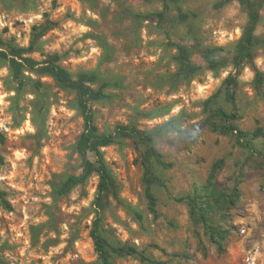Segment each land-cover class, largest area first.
<instances>
[{"label": "rangeland", "instance_id": "1", "mask_svg": "<svg viewBox=\"0 0 264 264\" xmlns=\"http://www.w3.org/2000/svg\"><path fill=\"white\" fill-rule=\"evenodd\" d=\"M216 1L178 0L171 15L178 5L196 17L160 27L131 13L159 10L162 0H0V51L9 57L8 43L27 46L32 26L46 14L55 26L25 55L40 61L58 53L72 74H97L105 85L90 103L98 132L130 125L150 136L118 137L101 147L114 185L99 225L110 245L133 247L161 264H247L256 249L257 264H264V79L257 88L248 65L238 76L237 124L248 146L211 130L216 106L232 110L219 91L247 18L237 0L221 7ZM254 34V65L264 73V2ZM171 42L186 44L202 65L192 78L175 76ZM196 43L220 46L225 65L207 69ZM256 129L262 133L253 136ZM82 130L73 90L37 70L23 69L16 79L0 54V191L12 207L0 204V257L7 263L102 264L89 234L98 176L56 193L67 175L81 171L76 143ZM150 147L163 163L146 155ZM87 158L94 160L91 152ZM144 162L161 179L151 185L156 216L144 196ZM234 187L238 195L231 197ZM188 196L200 211L191 209ZM111 260L150 264L135 255L111 253Z\"/></svg>", "mask_w": 264, "mask_h": 264}, {"label": "trees", "instance_id": "2", "mask_svg": "<svg viewBox=\"0 0 264 264\" xmlns=\"http://www.w3.org/2000/svg\"><path fill=\"white\" fill-rule=\"evenodd\" d=\"M230 0H217L216 7H221ZM240 6L246 12V23L242 29L241 35L236 43L235 53L231 60L233 69L225 76L222 81V88L219 91L222 93L224 99L230 104L232 110L227 111L225 108L216 106L213 109L215 119L209 123L211 130L227 134L232 133L235 136L237 143L242 146L249 145V139L246 133L241 130L237 124L239 114L237 110V88L238 76L245 65H248L254 70V82L257 88L262 84L264 73L259 71L254 65L253 47L256 43V36L254 31L260 20V9L264 0H237ZM178 0H162L161 9L149 12H132V18L137 21L153 20L158 26L162 27L165 22L172 20L177 24L187 23L191 18L196 17L193 11L183 10L178 5L175 13L171 15L172 5L176 6ZM44 21L39 25L32 26L31 38L27 46H16L8 43L9 57L5 52L0 51V54L7 58L8 65L12 74L17 79L21 70H37L40 73L47 74L61 87L68 88L74 91L76 103L83 116V130L79 135L76 143V150L83 159L81 171L76 174L67 175L56 189L58 195L67 194L72 188L78 184H82L86 179L95 173L98 176L96 194L93 203L96 205L95 219L90 229V237L93 242L94 250L98 259L102 264H113L111 260V253L117 255H135L140 260L147 261L150 264H161L160 261L154 260L144 255L141 251L129 246H112L107 242V239L101 232L99 221L101 217V209L103 207V200L108 189L114 185V176L105 162L103 151L101 147L107 146L114 142L118 137H130L134 140H149L150 136L135 126L130 125H116L110 132H98L93 124V113L91 110V101L99 99L104 94V84L98 83L97 74L94 71H82L72 74L66 67L59 62L60 55L53 53L47 55L44 59L37 61L30 56L25 55L36 49L35 45L39 38L49 29L55 26V22L51 21L44 15ZM195 39L199 38L197 32L194 34ZM176 49L174 60L176 63L175 76L178 78H192L201 70L202 65L192 60L191 50L186 44L171 42ZM196 50L203 59L205 67L213 72H216L225 65L223 57L219 56L221 51L220 46L203 45L196 43ZM20 86L22 81L19 80ZM260 129L253 132V136L261 134ZM4 140V135L0 131V142ZM91 152L94 160L87 158V153ZM153 154L159 163L161 155L153 148H147L146 155ZM264 159V153H262ZM4 157L0 153V164H3ZM144 170V196L147 202L148 210L154 215H157V201L151 189L153 183L161 182V179L155 175L149 164L143 163ZM215 168V167H213ZM212 176V174L210 175ZM4 191H0V204L11 210V204L4 197ZM238 190L234 187L230 196L236 197ZM188 204L193 210H201L197 205L195 196H188ZM199 218L203 217L202 212H198ZM220 244V243H217ZM219 246V245H218ZM0 264H9L0 257Z\"/></svg>", "mask_w": 264, "mask_h": 264}, {"label": "built area", "instance_id": "3", "mask_svg": "<svg viewBox=\"0 0 264 264\" xmlns=\"http://www.w3.org/2000/svg\"><path fill=\"white\" fill-rule=\"evenodd\" d=\"M244 228L241 227L240 231L241 232H244ZM257 253H258V250H254L253 253H249V255H247L246 257V262L247 264H257Z\"/></svg>", "mask_w": 264, "mask_h": 264}]
</instances>
